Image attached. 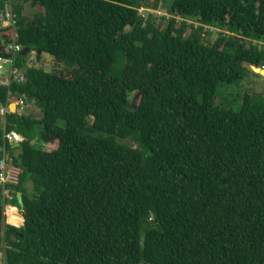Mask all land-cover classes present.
Returning a JSON list of instances; mask_svg holds the SVG:
<instances>
[{
	"label": "trees",
	"instance_id": "16d2710c",
	"mask_svg": "<svg viewBox=\"0 0 264 264\" xmlns=\"http://www.w3.org/2000/svg\"><path fill=\"white\" fill-rule=\"evenodd\" d=\"M27 3L41 11L24 17ZM14 11L25 81L0 86V103L9 93L41 116L0 124V146L4 132L23 137L16 156L7 145L24 224L4 223L0 193L4 264H264V98L222 93L244 65L264 68V0ZM33 51L58 69L27 65Z\"/></svg>",
	"mask_w": 264,
	"mask_h": 264
},
{
	"label": "built area",
	"instance_id": "2783aa9c",
	"mask_svg": "<svg viewBox=\"0 0 264 264\" xmlns=\"http://www.w3.org/2000/svg\"><path fill=\"white\" fill-rule=\"evenodd\" d=\"M13 5V0H0V30H5L2 33L3 36L1 35L3 55H0V70L4 69L3 78L8 77L7 80L0 79V86L7 88L12 82L23 83L25 81L23 71L15 66L22 47L17 43L18 17ZM142 12L143 10L140 11V13ZM11 104L10 94L7 93L6 100L0 108V117L3 118L2 124L5 122V116L11 113ZM14 105L16 110L19 109L21 113L24 112L25 107L22 99L14 102ZM22 141L23 138L15 132L3 133V144L0 146V189L3 203L6 204L13 199L9 186L16 185L19 175V169L11 164L7 145L8 147L18 146Z\"/></svg>",
	"mask_w": 264,
	"mask_h": 264
},
{
	"label": "rangeland",
	"instance_id": "374dc122",
	"mask_svg": "<svg viewBox=\"0 0 264 264\" xmlns=\"http://www.w3.org/2000/svg\"><path fill=\"white\" fill-rule=\"evenodd\" d=\"M151 1H153V0H151ZM13 2L15 4V0H13ZM23 9H24L23 16L26 18H32L35 13H39L41 11V9H39V8H32L29 3L25 4ZM161 10H163V9L161 8ZM163 12L166 13L165 8H164ZM141 14H144V13L142 12ZM212 32H213V38L212 39H214V37H216L217 32H216V30H212ZM53 61H54L53 58L50 57L48 54H45V53L42 54L40 60H37L36 59V51L31 52L27 57V65H32V66H35L37 68H41L46 72H52L54 69H56V70L58 69V65ZM244 66H245L244 79L237 85H232V86H229L227 88H224L222 90L224 98L230 99L233 97V94L234 95H241L242 93L243 94L248 93V94H252L256 97H263L264 98V75L256 74L257 71L254 72L251 68L252 66H250V67L247 65H244ZM7 79H8L7 76H5L3 78V80H7ZM223 87H226V86H222V88ZM235 104H238V101H235ZM26 106L27 107L24 110L25 111L24 114H26L29 111V113L32 114L34 117H36V118L40 117V113L38 112V109L36 106L32 107V108H30L29 105H26ZM34 143L38 148L47 149V150H50L51 148L56 147L55 144H57L56 141L54 142V144H50V143L49 144H43L40 141H35ZM28 183H31V182H28ZM31 188H32V185L28 184L27 190L31 191ZM13 205H15L17 208H19L21 210V206L19 204L13 203ZM9 211L12 213L11 219L13 221H14V219H18L19 223L22 222V220L19 217L17 218L14 215L15 210L11 209ZM19 214L20 213H18V215ZM8 222H10L9 219H8ZM0 250H1V246H0ZM2 257H3V253H2V251H0V263L3 261Z\"/></svg>",
	"mask_w": 264,
	"mask_h": 264
},
{
	"label": "clouds",
	"instance_id": "9594fccd",
	"mask_svg": "<svg viewBox=\"0 0 264 264\" xmlns=\"http://www.w3.org/2000/svg\"><path fill=\"white\" fill-rule=\"evenodd\" d=\"M13 8H14V5H13ZM140 11L141 10H139V13H140ZM143 12H144V10H143ZM1 31V34H0V41H1V46H0V50H1V52H2V49L3 48H1V47H3L2 45H3V41H2V36H3V31H5V30H0ZM2 35V36H1ZM21 51H24L23 50V48H22V50ZM21 53V52H20ZM27 54V53H26ZM26 54H24V55H26ZM37 54V53H36ZM39 57H40V55H39ZM36 59H37V55H36ZM38 60V59H37ZM252 68V70L255 72V70H254V68L255 69H258V70H264V68H261V69H259V68H256V67H254V66H252L251 67ZM4 70V69H3ZM1 71V70H0ZM256 74H259V73H257L256 72ZM0 79H2L3 80V74L1 75V77H0ZM134 99V98H133ZM1 104V103H0ZM12 105L14 106V112H11L12 114H14V113H16L17 112V110H16V107H15V105H14V102H12ZM1 106H2V104H1ZM26 108V107H25ZM23 113H25V111L23 112ZM12 132H15V131H12ZM16 133V132H15ZM17 135H19L18 133H16ZM19 136H21V135H19ZM22 137V136H21ZM23 138V137H22ZM19 146V145H18ZM18 146H10V147H12V148H15V150L13 151V155L14 156H16L17 155V153H18V150L16 149V148H18ZM7 150H8V152H9V154H10V151H9V149H8V147H7ZM10 157H11V162H12V156L10 155ZM12 164V163H11ZM14 166V165H13ZM15 167V166H14ZM17 168V167H16ZM19 169V168H18ZM20 172H21V170L19 169V175H20ZM18 175V176H19ZM0 193H1V189H0ZM19 199V198H18ZM13 200V199H12ZM12 200L9 202V203H3V200H2V197H1V203H2V205H3V210H4V212H5V216H4V223L5 224H7V225H10V226H13V227H16V228H19V227H21V226H23V224H24V218L22 217V211L19 209V208H17L15 205H13L11 202H12ZM15 210V212H14V215L18 218H20L21 220H22V222L21 223H17V224H13V223H11V222H8V219H9V210ZM18 213H20L19 215H18ZM3 259H4V257H2ZM0 264H4V260L0 263Z\"/></svg>",
	"mask_w": 264,
	"mask_h": 264
},
{
	"label": "water",
	"instance_id": "95a60500",
	"mask_svg": "<svg viewBox=\"0 0 264 264\" xmlns=\"http://www.w3.org/2000/svg\"><path fill=\"white\" fill-rule=\"evenodd\" d=\"M27 52H28V50H25L23 53L26 54ZM39 55H40V52L38 51V52H37V59H39ZM254 70H258V69H255V68H254ZM3 71H4L3 69L0 71V77H1V75L3 74ZM257 73L264 75V70H258ZM137 99H138V94L135 93V96H134V102H135ZM12 106H13V105H12ZM0 108H1V104H0ZM10 108H11V107H10Z\"/></svg>",
	"mask_w": 264,
	"mask_h": 264
},
{
	"label": "crops",
	"instance_id": "0c3cea01",
	"mask_svg": "<svg viewBox=\"0 0 264 264\" xmlns=\"http://www.w3.org/2000/svg\"><path fill=\"white\" fill-rule=\"evenodd\" d=\"M23 13H24V11H23ZM0 43H1V41H0ZM0 46H1V44H0ZM29 107L30 108H32V107H35V105L34 104H29ZM10 111L11 112H14V106H12V104H11V108H10ZM39 112V111H38ZM27 113H29V111L27 112ZM26 113V114H27ZM40 113V112H39ZM41 116V115H40ZM40 118V117H39ZM2 121H3V118H1L0 117V124H2ZM28 184H31V183H28L27 182V184H26V188H27V186H28ZM32 185V184H31ZM30 192V191H29ZM20 197H21V194H18V198H19V200H20ZM13 221V220H12ZM12 221L10 220V222L12 223Z\"/></svg>",
	"mask_w": 264,
	"mask_h": 264
},
{
	"label": "bare ground",
	"instance_id": "6f19581e",
	"mask_svg": "<svg viewBox=\"0 0 264 264\" xmlns=\"http://www.w3.org/2000/svg\"><path fill=\"white\" fill-rule=\"evenodd\" d=\"M255 71H258V70H255Z\"/></svg>",
	"mask_w": 264,
	"mask_h": 264
}]
</instances>
